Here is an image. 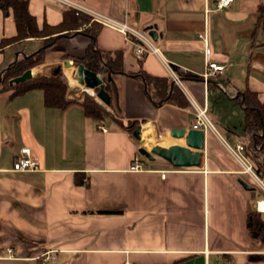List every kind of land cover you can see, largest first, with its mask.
I'll use <instances>...</instances> for the list:
<instances>
[{
    "label": "crops",
    "instance_id": "0c3cea01",
    "mask_svg": "<svg viewBox=\"0 0 264 264\" xmlns=\"http://www.w3.org/2000/svg\"><path fill=\"white\" fill-rule=\"evenodd\" d=\"M68 3L151 30L181 86L154 53L137 57V40L114 27L100 24L92 46L121 50L125 71L166 76L183 99L156 104L140 77L112 73L118 113L95 121L85 116L79 99L57 108L44 105L38 88L15 95L0 90V264H264V249L246 229V213L260 197L239 182L241 175L251 177L211 131L192 167L138 152L142 145L149 150L185 144L169 130L191 127V100L205 107L226 141H236L231 129L241 120L244 127L238 92L249 88L264 102V23L258 19L264 0H231L222 7L215 0H28V9L38 26L56 24ZM15 32L10 10L6 16L0 10V38ZM89 42L80 31L59 36L63 49H45L31 77L59 64L69 84L84 89L77 65L62 56L83 55ZM42 44L28 38L17 49L7 45L0 51V72ZM205 48L210 60L224 66L206 85L199 77ZM127 121L140 125V137L119 123ZM145 128L164 143L148 145ZM246 138L238 143L251 156L248 133ZM23 146L37 160L36 169L12 168ZM223 148L236 163L223 156Z\"/></svg>",
    "mask_w": 264,
    "mask_h": 264
},
{
    "label": "trees",
    "instance_id": "16d2710c",
    "mask_svg": "<svg viewBox=\"0 0 264 264\" xmlns=\"http://www.w3.org/2000/svg\"><path fill=\"white\" fill-rule=\"evenodd\" d=\"M259 8L261 10L258 19L264 23V5L259 6ZM0 10L4 16L10 10L16 29L14 35L0 38V51L7 45L14 44L17 47L28 38H40L43 43L39 50L23 53L1 70L0 90H9L11 95H15L29 89L38 88L42 90L45 106L65 108L74 100L67 96L69 86L59 64L51 65L47 74L29 77L20 82H14L13 79L34 65L43 63L45 49L62 50L63 47L57 44L59 36H67L80 31L90 37V42L83 55L75 56L65 53L62 57L70 59L75 65L81 63L85 68L101 75L104 88L110 96L108 106L113 111L107 110L93 95L84 92L79 104L85 116L95 121H101L107 117H113V113H118L116 90L110 82V75L117 72H125L132 77H140L146 85L147 94L157 98L156 104L165 101L179 102V98L183 99L181 92L170 85L166 76L150 75L143 69L134 72L125 71L121 50L102 51L92 46L100 23L89 21V16L82 12L66 7L62 12L60 22L56 24L44 22L41 26H38L35 16L29 12L28 0H0ZM83 23H87V25L80 29ZM94 91H97V88ZM236 98L243 108L244 128L250 136L247 151L254 158L257 164L256 169L264 172V102L260 101L257 93L249 88L240 90ZM119 123L130 135L134 136L133 131L138 125L137 122ZM246 229L249 239L255 244L257 243L261 249H264V213L255 209L248 210L246 213ZM258 256L261 257L262 253Z\"/></svg>",
    "mask_w": 264,
    "mask_h": 264
},
{
    "label": "built area",
    "instance_id": "2783aa9c",
    "mask_svg": "<svg viewBox=\"0 0 264 264\" xmlns=\"http://www.w3.org/2000/svg\"><path fill=\"white\" fill-rule=\"evenodd\" d=\"M231 0H215V4L217 7L227 6ZM70 7L75 9L76 11L85 13L89 16V21H95L100 23L101 25H108L116 28L117 30L124 33L128 38L134 37L137 42L134 49L137 57H142L145 53L151 52L154 53L158 59L162 62L165 70L168 73L170 80L176 85H182L180 81V77L174 72L171 68L170 64L161 56L159 48L154 45L150 35L146 31L136 30L129 25H127L124 21H116L104 14L99 12L83 8L79 5L68 3ZM87 25V23H83L80 28H83ZM205 69L202 74L199 76L200 80L206 85L214 78V76L223 69V64H219L215 61L210 60L208 55V49L205 48ZM224 90L223 87H221ZM191 100V99H190ZM191 113L193 115V122L191 124L192 128L201 129L204 133L211 131L213 135H215L225 150L229 152L243 167V171L249 174V176L260 186L262 192L264 194V172L257 170L255 171L249 164H247L243 159V151L245 149V145L241 143H237L235 146H231L217 131L214 124L208 118L206 114V110L204 106L198 105L196 102L191 100ZM38 167L37 160L31 155L30 149L27 146H23L20 148L19 153L14 155V160L12 164V168L14 170H28V169H36ZM141 167L140 164H135V168ZM164 172H162V176H164ZM254 209L264 213V195L257 199L254 203ZM8 251H11L8 248Z\"/></svg>",
    "mask_w": 264,
    "mask_h": 264
},
{
    "label": "water",
    "instance_id": "95a60500",
    "mask_svg": "<svg viewBox=\"0 0 264 264\" xmlns=\"http://www.w3.org/2000/svg\"><path fill=\"white\" fill-rule=\"evenodd\" d=\"M149 34L153 37V32L150 30ZM78 81L85 88H90L95 91V98L108 105L110 102V96L104 88V83L98 74L92 70H89L78 64L76 69ZM31 77L30 69L25 70L21 75L13 79L14 82L24 81ZM171 86H173L171 84ZM140 125H137L133 131L134 136L140 137ZM169 134L175 138L183 139L185 144L173 143L168 146L153 145L151 150H147L143 146L138 147V152L145 158L152 160L154 156H160L167 160L172 166L176 167H192L198 164L199 157L201 156V150L204 147L205 139L204 133L201 129L196 128H184V127H173L169 130ZM239 182L248 188L247 184L239 178Z\"/></svg>",
    "mask_w": 264,
    "mask_h": 264
},
{
    "label": "rangeland",
    "instance_id": "374dc122",
    "mask_svg": "<svg viewBox=\"0 0 264 264\" xmlns=\"http://www.w3.org/2000/svg\"><path fill=\"white\" fill-rule=\"evenodd\" d=\"M15 49H17V47ZM65 80H66V82H67V84L69 86L68 93H67L68 98L73 99V100H77V99L82 100L84 92H87V93H89V94H91L93 96L95 95V91L92 90L93 91V93H92V92H89V91H87V90H85L83 88L79 89L78 87H76L75 85H73V83H70L71 84L70 85L69 82L67 81L66 77H65ZM106 109L110 111L109 106L106 107ZM231 130L234 132V135H236V141H234L233 139H227L228 143L231 146H235L236 143H238V142H242L243 141V142L246 143L248 141V139L246 138L247 137V133L244 130L242 120L239 121V123L236 124L235 128H233ZM147 144L150 145L151 143L150 144L147 143ZM149 150H151V148ZM223 150H224V148H223ZM221 152H222L223 156L227 157L233 163H236V161L225 150L224 151H221ZM241 155H243L244 161L247 164H249L255 171H257V169H256L257 164H256L254 158H252L249 155H246L245 153H243ZM241 176H242V179L245 181V183H247L253 189V193H255L256 195H258L259 197H261V196L264 195L263 192H262V189L260 188V186L252 178L250 179L248 177V175H246V174L241 175Z\"/></svg>",
    "mask_w": 264,
    "mask_h": 264
},
{
    "label": "bare ground",
    "instance_id": "6f19581e",
    "mask_svg": "<svg viewBox=\"0 0 264 264\" xmlns=\"http://www.w3.org/2000/svg\"><path fill=\"white\" fill-rule=\"evenodd\" d=\"M84 89H87V88L84 87ZM143 140L148 143H154V142L164 143L161 140L155 139V137L152 135V131L147 128L144 129V139Z\"/></svg>",
    "mask_w": 264,
    "mask_h": 264
}]
</instances>
